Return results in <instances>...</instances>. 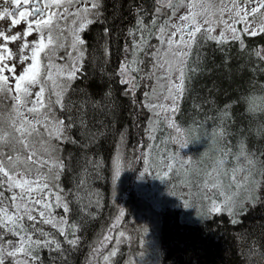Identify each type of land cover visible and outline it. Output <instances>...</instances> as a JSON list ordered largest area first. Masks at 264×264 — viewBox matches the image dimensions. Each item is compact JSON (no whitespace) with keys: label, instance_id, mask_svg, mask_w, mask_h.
<instances>
[{"label":"snow or ice","instance_id":"snow-or-ice-1","mask_svg":"<svg viewBox=\"0 0 264 264\" xmlns=\"http://www.w3.org/2000/svg\"><path fill=\"white\" fill-rule=\"evenodd\" d=\"M7 2L0 0V4ZM11 3L14 10L5 7L0 13V20L11 17L10 24L0 26V264H38L36 250L53 246L63 264H67L68 253L77 250L81 243L78 234L95 219L92 208L99 205V195L92 192L89 178L101 165L94 156L89 158L85 154L73 188H60L63 174L72 171L71 157H63L62 145L81 143L71 136L72 130L79 127L85 135L83 147L86 150L106 132L103 122H90L88 109L93 110V115L97 111L103 115L105 110L115 109L111 93L106 94L105 101L72 98L77 91L73 85L82 77L88 51L82 33L94 23L104 22L102 0H11ZM182 9L186 11L181 13ZM135 14L137 19L127 31L131 40L125 45V59L118 75L121 85L130 86L124 93L129 95L142 86L133 73L147 72L151 91L144 94L149 101L144 106L151 108L157 117L150 124L159 123L163 113L170 111L174 116L178 111L176 101L185 92L188 74L196 72V68L189 65L199 60V50L204 43L223 44L231 39L239 41L241 50H246L236 27L241 22L245 25L243 33L252 37L264 34V0H154L151 20L146 21L142 7H138ZM22 22H27L22 34L18 31L9 34ZM215 27L221 29L218 36L213 35ZM109 32L106 27L104 36ZM34 33L38 34V39L29 41L28 37ZM153 40L158 42V47ZM254 55L264 61V50H256ZM142 56L145 59H141ZM146 61L151 62L150 69H146ZM21 67L23 72L17 74ZM37 88L38 91H33ZM161 96L172 101L171 108L151 102ZM257 110L258 106L249 99L248 111ZM165 120L173 133L168 137L172 146L185 147L201 136L207 138V145L214 146L216 136L223 139L226 135L221 128L217 132L194 134L188 139L175 119L165 117ZM96 126L104 131H93ZM151 131L155 129L150 128ZM124 139L122 132L121 143ZM214 150L220 152V159L213 162L208 176L219 177L222 169L227 174L231 166V177L227 186L220 179L215 183L205 181L206 190L215 189L223 198L219 202L213 200L208 211L236 216L245 203H255L260 198L258 194L264 189V153L258 158L243 142L235 152L228 146ZM150 153L151 147L148 154L136 159L147 164ZM164 160L165 156L161 155L159 162ZM167 160V171L160 179L168 177L177 164L187 170L193 163L174 150ZM124 162L125 153L118 145L112 160L114 178L124 169ZM53 190L54 203L50 202ZM82 192L87 193V202L80 195ZM53 208L62 209L63 214L59 211L54 214ZM73 214L79 219L71 221ZM122 217L124 210L120 209L115 222L99 240V246L90 249L88 264H96L97 257L102 255L100 249L108 242L114 238L117 244L121 242L124 233H119L118 237L112 233ZM37 221L57 229L68 248L49 238L51 234L39 228ZM5 232L16 237L15 242L8 239ZM251 251L256 254L255 249ZM116 255V251H111L103 255V261L107 264L110 257ZM260 255L264 258V251Z\"/></svg>","mask_w":264,"mask_h":264},{"label":"trees","instance_id":"trees-1","mask_svg":"<svg viewBox=\"0 0 264 264\" xmlns=\"http://www.w3.org/2000/svg\"><path fill=\"white\" fill-rule=\"evenodd\" d=\"M138 7L145 9L146 21L151 20L154 0H102L104 22L94 23L82 33L88 51L82 77L73 85L77 91L72 98L79 100L89 97L95 101H105L106 94L111 93L110 99L114 102L115 109L105 110L103 115L98 111L93 115V110L88 109L90 122H103L106 132L98 136L86 150L83 147L85 135L79 127L72 130L71 136L81 143L62 145L63 157H71L72 171L63 174L60 188H73L75 178L80 175L85 154L89 158L94 156L101 165L96 174L89 178L92 192L99 195V205L92 208L95 219L85 231L78 234L81 243L77 250L68 253L67 264H88L91 259L90 249L99 245V240L115 222L120 209H126L123 219L121 218L125 222L127 214L139 212L141 197L133 187V182L141 166V160L136 157L142 156L145 146L149 109L144 106L143 86L125 95L130 86L120 85L121 77L118 75L121 62L125 59V45L131 40L127 37V31L135 24ZM106 27L110 29L107 37L104 36ZM243 41L246 50H241L239 41L232 40L223 44L215 41L203 44L199 50V60L189 65L195 67L196 72L188 74L185 92L179 100L175 116L179 122L196 131L222 128L226 135L221 142L233 152L243 142L259 158L264 153V61L258 60L254 55L258 37H244ZM141 59L145 57L142 56ZM193 60L195 61V54ZM148 63L146 61L145 66ZM249 99L258 106L255 113L248 111ZM92 130L104 131L99 126ZM122 132L125 133L123 143ZM118 145L125 153L124 165L130 166L123 169L126 177L123 180L124 194L120 206L117 202L119 196L116 195L117 198L114 199L112 195V160ZM132 166L134 172L129 171ZM119 193H122L121 189ZM80 195L87 202V193L82 192ZM258 195L260 198L257 202L245 203L236 216L204 210L205 216H201V219L197 211L185 212L184 215L178 202L162 203L157 212L156 225L158 264H264V258L260 255L264 251V189ZM189 201L192 202L190 197L184 203ZM186 216L191 218L187 219ZM78 219L76 214L70 217L71 221ZM233 220L236 222L233 223ZM36 223L39 228L51 234L49 238L62 242L68 248L63 243L65 238L57 229L39 221ZM66 231L71 230L66 228ZM135 245L136 242L132 244ZM253 249L255 255L252 254ZM122 251L123 249L117 252L112 264L121 263ZM36 255L38 264H63L54 246L37 249Z\"/></svg>","mask_w":264,"mask_h":264},{"label":"rangeland","instance_id":"rangeland-1","mask_svg":"<svg viewBox=\"0 0 264 264\" xmlns=\"http://www.w3.org/2000/svg\"><path fill=\"white\" fill-rule=\"evenodd\" d=\"M185 11L186 9H182L181 13ZM220 30L221 29L219 27H215L213 35L218 36ZM32 39H38V34L34 33L32 35ZM153 42L154 45L157 47L159 46L156 40H153L152 43ZM254 51L256 50L254 49ZM150 68L151 62L149 61L146 69ZM133 75L143 86L141 87L143 94L151 91V89L148 87L150 81L147 77L146 71L139 74L133 73ZM175 82L178 83V81ZM151 83L154 84L155 80L153 79ZM33 91H38V88L34 89ZM157 92H159V89H157ZM182 96L176 101L177 108L179 105V100L182 98ZM151 102L164 104L166 108H171L172 106V101L164 100L163 96H161L159 100H152ZM144 103L147 105L149 101L144 98ZM147 108L149 109V117L147 118V134L142 156L148 154L149 147H151V153L147 164H144L141 161L140 170L137 173L135 182H133V187L141 197V202L138 205L139 212L127 214V222L122 220L123 218L121 219V224H119V226L117 225V231L112 233V235L114 237H118L119 233L123 232L124 237L121 239L119 244L116 243L114 238L112 241L108 242L105 247L101 248L100 251L102 255L98 257L99 260H96V264H105L103 261V255H108L111 251L118 252L121 249H123L121 253L123 258L121 257L122 261L120 264H137V262H139V264H157L159 260V247L156 240V225L158 222L157 212L162 207V203H172L174 201L178 202L182 211L184 212V215L185 212L197 211L200 218L204 215V210L208 211V209L211 207L213 200L219 202L223 199L215 189L210 191L206 190L204 188L205 181L208 180L210 183H215L217 179H220L223 181L225 186L230 183L231 166L229 167L227 174H224L222 169L219 177H217L215 174L208 176V173L212 171L213 162L220 159V152L214 149H221L224 146H227L224 142H221L222 139L219 136H216V145L209 146L207 145V138L201 136L198 140L190 142L185 147H180L178 145L172 146V142L168 140V137L173 135V133L168 129L165 117L175 119L177 124L183 129L184 134L188 139H191L194 134L203 133L205 131L217 132L219 130H214L213 128L207 130L202 129L200 131L189 129V127L178 121L175 116L176 113L173 116V113L170 111L163 113L159 117V123L150 124V122L156 120L157 117L151 108ZM156 111L158 112L159 109ZM150 128H154L155 131L150 132ZM151 137H154L155 139H152ZM166 141L167 144L165 143ZM165 149H167V151H165ZM173 150L179 151L180 155L184 157V159H192L193 163L189 165L187 170L180 168L179 164H177L176 169L172 171L168 177L165 179H160L159 177L162 176L165 171H167L166 164L169 162L167 160V156L171 154ZM161 155L165 156L163 163L159 162ZM124 167L129 168L130 166L128 167L126 164ZM129 171L134 172L133 166ZM125 177L126 173L124 170H122L117 178H113V186L116 190L113 188L112 195L114 199L117 198L116 195L119 196L117 199L119 206L123 199L122 197L124 193L122 186ZM120 189L122 190V193H119ZM188 197L191 198L192 202L189 201L184 203V200L186 198L188 199ZM50 202H55V190H53V195ZM186 204L189 206L186 207ZM193 207H196V209ZM52 211L55 214L58 209L53 208ZM59 211L62 212V209H59ZM125 212L126 209L124 211V215ZM186 218L189 219L191 217L186 216ZM4 235L8 237V239L15 242L16 237L9 236L7 232H5ZM134 242H136V245L132 246ZM123 245L124 247H121ZM113 259L114 257H110L107 264H112Z\"/></svg>","mask_w":264,"mask_h":264},{"label":"flooded vegetation","instance_id":"flooded-vegetation-1","mask_svg":"<svg viewBox=\"0 0 264 264\" xmlns=\"http://www.w3.org/2000/svg\"><path fill=\"white\" fill-rule=\"evenodd\" d=\"M5 7H7L9 10H14V6L11 3V0H8V2L6 4H0V13H3L4 12ZM17 17H18V13H17ZM10 20H11V17H6L5 19L0 20V26H4V25L10 24ZM257 22L259 23V20ZM244 26L245 25H244L243 22H241L240 24L236 25V27L240 31L241 37L242 38H244V37H252L250 35H247V34L243 33L242 30H243ZM26 28H27V22H22L20 25L16 26L14 30L10 31L9 34H15V32H17V31L22 34L23 31L26 30ZM255 37H258V40H259V41H256L255 50L256 49H258V50H264V34H258ZM28 40L29 41H32L33 40L32 39V35H30L28 37ZM21 72H23V67L17 69V74H19Z\"/></svg>","mask_w":264,"mask_h":264},{"label":"bare ground","instance_id":"bare-ground-1","mask_svg":"<svg viewBox=\"0 0 264 264\" xmlns=\"http://www.w3.org/2000/svg\"><path fill=\"white\" fill-rule=\"evenodd\" d=\"M153 44H154V42H153ZM203 50V49H202ZM123 56V55H122ZM145 78V77H144ZM143 78V79H144ZM121 85V84H120ZM121 88V87H120ZM139 103V102H138ZM122 146V145H121ZM131 147V146H130ZM123 148V147H122ZM135 159V158H134ZM131 175V174H130ZM133 176V175H132ZM43 226V225H42ZM104 234V233H103ZM58 235V234H57ZM100 237V236H99ZM98 240V239H97ZM113 245V244H112ZM125 250V249H124ZM126 251V250H125ZM122 257V256H121ZM123 258V257H122ZM158 264V263H157Z\"/></svg>","mask_w":264,"mask_h":264}]
</instances>
